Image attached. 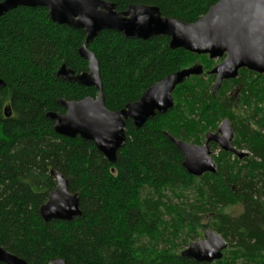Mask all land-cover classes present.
<instances>
[{"label": "trees", "instance_id": "trees-1", "mask_svg": "<svg viewBox=\"0 0 264 264\" xmlns=\"http://www.w3.org/2000/svg\"><path fill=\"white\" fill-rule=\"evenodd\" d=\"M106 1L118 11L132 4L158 7L163 16L188 24L220 2ZM85 39L84 30L52 22L42 7H19L0 18V79L6 84L0 87V247L28 264L55 259L67 264H209L182 257L177 246L181 241L189 247L191 234L210 215L209 229L228 242L223 259L212 264H264V75L241 70L214 98L215 77L208 72L217 64L208 56L171 50L165 36L143 41L101 32L88 48L100 64L110 111L124 109L154 84L197 62L205 70L176 89L174 108L165 115L139 130L127 121L126 145L110 163L94 143L57 135L54 121L46 118L66 113L60 99L98 96L97 89L57 75L62 65L76 74L88 70L78 53ZM226 119L234 130L233 146L247 149L249 156L239 159L220 151L213 157L215 174L189 175L170 136L201 145L205 134L217 132ZM217 148L211 145L213 154ZM52 169L79 195L81 217L42 219L40 208L57 186ZM190 190L193 200L184 195ZM174 198L181 203L174 204ZM237 205L242 207L238 216L225 212Z\"/></svg>", "mask_w": 264, "mask_h": 264}, {"label": "water", "instance_id": "water-1", "mask_svg": "<svg viewBox=\"0 0 264 264\" xmlns=\"http://www.w3.org/2000/svg\"><path fill=\"white\" fill-rule=\"evenodd\" d=\"M19 7L46 8L52 22L86 32L78 53L88 61V70L76 74L62 65L57 75L63 81L97 89L98 96L81 101L60 99L58 104L66 113H48L46 118L54 121L57 135L68 139L80 137L94 143L110 163L116 162L118 152L126 145L127 121L139 130L157 115H165L174 108L176 89L190 78L202 76L205 70L197 62L154 84L138 101L124 109L110 111L105 104L100 64L88 48L101 32L111 30L123 34L126 39L143 41L165 36L170 39L171 50L183 49L197 56H208L211 61L221 60L208 72L215 77L214 98L224 82L238 79L241 70L264 75V0H220L204 17L191 24L163 16L158 7L132 4L126 11H118L115 3L106 0H4L0 2V18ZM5 85L0 79V87ZM5 115L7 118L12 116L10 107L5 109ZM170 139L183 153V167L187 173L198 178L217 172L212 144L239 159L249 156L233 146L234 130L227 119L217 132L205 134L203 145L190 144L173 136ZM50 174L57 186L40 208L42 219L46 223L70 222L81 217L79 195L70 192L64 175L54 169ZM227 248L228 242L209 229L205 239L191 243L182 252V257L212 264L223 259ZM0 262L28 264L1 247ZM49 264L67 263L55 259Z\"/></svg>", "mask_w": 264, "mask_h": 264}, {"label": "rangeland", "instance_id": "rangeland-1", "mask_svg": "<svg viewBox=\"0 0 264 264\" xmlns=\"http://www.w3.org/2000/svg\"><path fill=\"white\" fill-rule=\"evenodd\" d=\"M221 62V60H216L214 61L217 65ZM255 78V77H253ZM231 92H228L227 95L230 96ZM236 95L240 98V94L239 92L236 93ZM236 95H234V97H237ZM236 98V100H238L239 98ZM243 111L247 110V108H243L242 109ZM236 113H238L237 111H235ZM221 125V124H220ZM220 125L218 126V128L220 127ZM204 143V141L202 142V144ZM220 148L218 147L215 151H214V154H213V157H219L220 156ZM243 152L245 153H249V151L247 149H242ZM166 195H171V192H166ZM185 197H188L189 200H193L194 197H195V194L192 190L190 191H187L185 194ZM185 201L187 199H184ZM182 200L178 199V198H174L173 200V203L174 204H178V203H181ZM225 212L230 214V215H233V216H238L241 212H242V207L237 205V206H232V207H229L227 209H225ZM211 216H205L202 220V227L199 228L197 230V234H191V237L189 239L190 243H194V242H197L198 240L202 239L203 238V233H204V230H206L207 228H210L208 225L211 223ZM183 237V236H182ZM189 247L188 246H185L181 241L178 242V246H177V250L179 252H183L185 250H187Z\"/></svg>", "mask_w": 264, "mask_h": 264}, {"label": "flooded vegetation", "instance_id": "flooded-vegetation-1", "mask_svg": "<svg viewBox=\"0 0 264 264\" xmlns=\"http://www.w3.org/2000/svg\"><path fill=\"white\" fill-rule=\"evenodd\" d=\"M3 1H4V0H3ZM0 2H2V1H0ZM234 89H236V88H234ZM203 144H204V143H203ZM203 144H201V145H203ZM207 230H209V228H207L206 230H204L203 238H202V239H205V232H206ZM202 239H200V240H202Z\"/></svg>", "mask_w": 264, "mask_h": 264}, {"label": "bare ground", "instance_id": "bare-ground-1", "mask_svg": "<svg viewBox=\"0 0 264 264\" xmlns=\"http://www.w3.org/2000/svg\"><path fill=\"white\" fill-rule=\"evenodd\" d=\"M250 72V71H249ZM176 93V92H175ZM194 102V101H193ZM177 139V138H176ZM191 144V143H190ZM227 154V153H226ZM242 165V164H241ZM253 169V168H252ZM235 176V175H234ZM242 176V175H241ZM204 177V176H203ZM250 178V177H249ZM158 240V239H157ZM137 257V256H136Z\"/></svg>", "mask_w": 264, "mask_h": 264}]
</instances>
